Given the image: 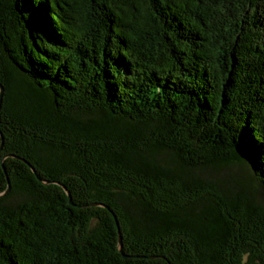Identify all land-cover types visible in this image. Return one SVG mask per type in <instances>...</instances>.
Returning <instances> with one entry per match:
<instances>
[{
	"label": "trees",
	"instance_id": "16d2710c",
	"mask_svg": "<svg viewBox=\"0 0 264 264\" xmlns=\"http://www.w3.org/2000/svg\"><path fill=\"white\" fill-rule=\"evenodd\" d=\"M0 85V264H264V0H0Z\"/></svg>",
	"mask_w": 264,
	"mask_h": 264
},
{
	"label": "water",
	"instance_id": "95a60500",
	"mask_svg": "<svg viewBox=\"0 0 264 264\" xmlns=\"http://www.w3.org/2000/svg\"><path fill=\"white\" fill-rule=\"evenodd\" d=\"M3 92H4V89L2 87V85H0V94L1 96L3 95ZM10 188L7 189V191L9 190ZM118 224V223H117ZM120 244H121V239H120Z\"/></svg>",
	"mask_w": 264,
	"mask_h": 264
}]
</instances>
